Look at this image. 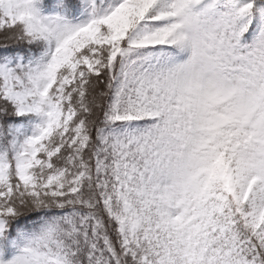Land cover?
<instances>
[{
	"label": "snow or ice",
	"instance_id": "1",
	"mask_svg": "<svg viewBox=\"0 0 264 264\" xmlns=\"http://www.w3.org/2000/svg\"><path fill=\"white\" fill-rule=\"evenodd\" d=\"M0 264H264V0H0Z\"/></svg>",
	"mask_w": 264,
	"mask_h": 264
}]
</instances>
